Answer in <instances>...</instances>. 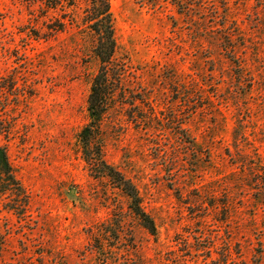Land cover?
Instances as JSON below:
<instances>
[{
    "label": "rangeland",
    "instance_id": "rangeland-1",
    "mask_svg": "<svg viewBox=\"0 0 264 264\" xmlns=\"http://www.w3.org/2000/svg\"><path fill=\"white\" fill-rule=\"evenodd\" d=\"M86 3L41 16L40 0H0L14 176L0 186V264H264V0H110L127 99L87 149L136 187L155 235L84 160L98 68Z\"/></svg>",
    "mask_w": 264,
    "mask_h": 264
},
{
    "label": "trees",
    "instance_id": "trees-1",
    "mask_svg": "<svg viewBox=\"0 0 264 264\" xmlns=\"http://www.w3.org/2000/svg\"><path fill=\"white\" fill-rule=\"evenodd\" d=\"M31 3L37 0H30ZM179 5V0H175ZM61 0H40L39 8L41 16L45 15V9H55ZM83 9L82 21L94 37L93 53L98 60V68L92 77L90 93L87 99V110L90 122L82 129L87 142L84 160L89 170L95 177L106 176L118 188H120L130 199V208L140 220L141 224L152 235L156 234V225L152 217L144 211L141 199L136 187L129 179L114 169L103 159L101 151H92L88 148V137L99 125L116 97L121 95V103H125L127 97L124 92L123 79L125 77V65L116 58V39L114 34V22L111 11L110 0H86ZM74 4V3H73ZM75 18H72L74 22ZM65 23L60 20L47 24V28L55 31L62 30ZM133 102V99H131ZM0 130H2L0 124ZM3 181L14 183V176L10 166L6 147L0 145V186Z\"/></svg>",
    "mask_w": 264,
    "mask_h": 264
}]
</instances>
